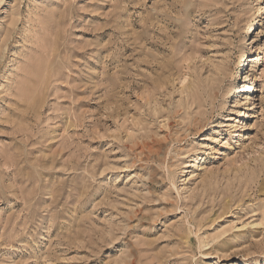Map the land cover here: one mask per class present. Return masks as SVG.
Masks as SVG:
<instances>
[{
	"label": "rangeland",
	"instance_id": "1",
	"mask_svg": "<svg viewBox=\"0 0 264 264\" xmlns=\"http://www.w3.org/2000/svg\"><path fill=\"white\" fill-rule=\"evenodd\" d=\"M0 264H264V0H0Z\"/></svg>",
	"mask_w": 264,
	"mask_h": 264
},
{
	"label": "bare ground",
	"instance_id": "2",
	"mask_svg": "<svg viewBox=\"0 0 264 264\" xmlns=\"http://www.w3.org/2000/svg\"><path fill=\"white\" fill-rule=\"evenodd\" d=\"M258 24V21H253L250 25H249V31L246 33V34H249V33H251V31H255V25H257ZM255 28V29H254ZM254 29V30H253ZM248 60V57L245 59V64H244V66L246 65V61ZM250 88V91H254L255 90V87L254 86H250L249 87ZM248 89V88H247ZM249 92V91H248ZM236 133V132H235ZM234 134V133H233Z\"/></svg>",
	"mask_w": 264,
	"mask_h": 264
}]
</instances>
